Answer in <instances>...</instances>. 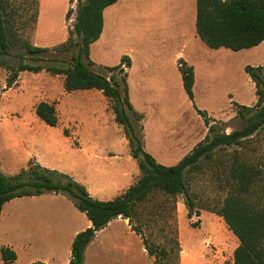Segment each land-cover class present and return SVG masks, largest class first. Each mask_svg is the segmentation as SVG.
Segmentation results:
<instances>
[{"label":"rangeland","instance_id":"rangeland-1","mask_svg":"<svg viewBox=\"0 0 264 264\" xmlns=\"http://www.w3.org/2000/svg\"><path fill=\"white\" fill-rule=\"evenodd\" d=\"M49 2L44 0V7ZM168 2H171L172 6ZM121 6L123 7L118 9L120 13H116L119 20L118 36L108 41L103 39L93 45L90 57L98 64L95 69L108 76H111V73L105 68L118 66L123 57L128 56L134 62L130 73L128 66L124 67L129 73L130 98L134 101L135 109L145 117L144 144L157 162L163 165L177 163V160L168 161L161 157L169 133H177L180 136L182 133L186 134L187 130L190 136L198 141L207 135V129L184 90L182 78L177 77L178 73L174 65L177 52L183 46V42L177 39V34L184 20L189 37V45L184 54L196 63L197 68L196 106L208 111L213 119L227 124V133L242 129L243 122L237 117L236 105L240 103L247 106L256 97L255 85L246 72L245 65L264 66V46L259 51L213 50L199 37L192 39L196 32V6L190 2L185 6V11L183 6V13L178 10L180 6L176 5L175 0H168L166 4L159 0L148 4L143 0H123ZM59 11L60 9L54 14L47 15L44 20L53 30L50 39L43 27L37 25L34 30L24 26L22 23L24 17L20 16L15 27L19 46L28 41L37 47L53 48L66 42L69 38V30L74 26L75 14L70 20L66 18L65 29L59 30L62 26L58 20ZM111 12L107 13L108 18L113 14ZM12 53V56L6 59L13 69H17L21 62L17 54L22 55L24 62L29 65L62 68L71 65V53L50 52L32 56L20 47L13 48ZM13 74L14 72L9 69L0 68L2 173L8 177L16 175L22 169L28 168L30 161L36 162L37 156L40 159L45 157L67 163L72 152L77 150L79 142H84L93 132L89 120L90 111L84 105L85 100L78 96L70 99L68 95L63 94V76L47 71L22 72L10 87L9 82ZM121 77L122 75H119V79ZM171 82L173 85L169 90ZM230 92L235 94L237 101V103L233 102L231 107L228 102L231 97ZM75 101L79 104L73 108L71 103ZM41 102L55 105L59 117L57 127L48 126L38 117L36 110ZM105 108L108 115L114 114L109 100L108 107ZM102 130L110 134L119 144L123 138L127 139L124 127L116 122V116L114 120L105 122ZM253 144L257 150L250 154L251 159L264 160V136H259ZM232 150L218 153L211 163L204 164L202 171L190 177L189 189L195 197V209H202L200 217L194 216L193 219H188L186 195H179L177 198V218L182 246L181 264H189L186 261L187 252H191L196 258V264H233L234 250L239 240L230 232L223 218L207 211L220 207L228 195L230 187L225 180L227 174L219 160L222 159L228 165ZM31 153L37 156L29 158ZM15 207V211L21 214L19 203L14 205ZM39 209L40 217H48L46 202L41 204ZM71 220L69 216L61 218V222H67L68 230L73 223ZM194 224L197 226L194 227ZM13 229V227L9 229L5 223L0 224V264H6L2 259L1 249L8 246L10 239L14 238L13 234L16 231ZM115 230L123 237V244L129 248L128 251L115 252L112 242L108 244L109 247L104 248L92 244L86 252L84 264H153V259L147 255L141 239L132 232L128 223H120ZM165 234H160L157 241L163 243ZM64 237L65 235L62 234V241ZM65 249L52 247L51 251L61 253L67 251ZM21 250L24 249H19ZM25 251L27 253L20 252L17 260L9 264L42 262L40 261L42 256L47 257L46 260L62 257L70 259L69 250L68 253L48 257L46 252L49 249L43 247V244ZM53 264H63V262L55 261Z\"/></svg>","mask_w":264,"mask_h":264},{"label":"trees","instance_id":"trees-1","mask_svg":"<svg viewBox=\"0 0 264 264\" xmlns=\"http://www.w3.org/2000/svg\"><path fill=\"white\" fill-rule=\"evenodd\" d=\"M118 1L70 0L71 4L77 3V8H71L66 16L70 20L75 14L68 40L53 48H41L28 41L19 46L15 31L20 16L24 17V26L36 30L40 0H0V68L14 72L10 87L19 73L47 71L65 77L64 88L68 93L101 91L112 104L116 122L124 127L131 156L140 169L138 181L125 193L111 201H100L91 197L86 187L69 175L43 168L37 162L30 161L28 168L9 177L2 173L0 164V218L5 205L16 198L48 193L63 195L92 222V227L75 238L69 264H84L86 251L98 232L119 218L129 221L153 264H181L177 198L186 195L188 219L200 217L202 209H195V197L189 189L190 177L202 171L204 164L211 163L218 153L233 149L228 165L219 160L227 174L228 195L220 207L207 211L223 218L239 240L233 264H264V160L255 161L250 156L257 150L253 143L259 136H264V67L245 68L255 84L258 101L252 107L236 105L243 128L227 133V124L213 119L207 111L196 106L194 67L180 60L185 92L204 120L208 134L177 165L160 164L145 149L142 124L145 117L134 109L130 100L128 73L124 67L130 68L132 60L125 56L118 66L105 68L111 73L108 76L94 69L95 63L90 57L92 45L103 33L104 11ZM196 28L198 37L213 50L225 48L239 52L257 47L264 42V0H197ZM17 47L32 56L71 53V65L65 68L29 65L17 54L21 62L13 69L6 58L11 57L12 49ZM119 75H122L120 79ZM36 112L48 126H58L54 104L41 102ZM160 234H165L163 243L157 241ZM1 254L6 264L17 260V254L11 248H2Z\"/></svg>","mask_w":264,"mask_h":264},{"label":"crops","instance_id":"crops-1","mask_svg":"<svg viewBox=\"0 0 264 264\" xmlns=\"http://www.w3.org/2000/svg\"><path fill=\"white\" fill-rule=\"evenodd\" d=\"M49 1H50L49 4L46 7H44V0H40V16L38 20V26L43 27L48 32V39H50L53 30H51L50 27H48L47 24H45L44 22V20L47 18V15L54 14L57 12L58 9H60L59 11L60 16H58V20L61 22L62 26L59 30H63L65 29L66 16L68 11L71 8H73L74 10L76 9V2L74 4H71L70 0H49ZM122 1L123 0L118 1V3L108 7L104 11L103 33L100 39L93 45L100 43L103 39L108 41L111 38L118 36L119 20L117 14L120 13L118 9L120 7H123L121 6ZM153 1L155 0H143V2L147 4ZM167 1L168 0H159V2H162L163 4H166ZM175 2L177 6H180L178 10H180V12L182 13H183V6L185 11V6H187L189 2L195 4L196 6L195 27H196L197 0H175ZM168 3L169 5L172 6L171 2ZM164 7L166 6L164 5ZM161 10H163V8ZM109 11L110 12L112 11L111 13L113 14H111L108 18L107 13ZM195 29H196L195 35L194 37H192V39L194 38V40L197 39L198 37L197 28ZM186 30L187 27L185 26V20H184L183 22H181V29L180 31H178L177 34L178 35L177 39L183 42V46L180 48L179 52H177V55L174 59V65L176 66V71L178 73L177 77L180 76L181 78H182V74L180 72V68L178 64L180 60L186 62L188 66L194 67L195 75L197 76L196 63L192 61L190 57L184 54L185 49L189 45L188 42L189 37L187 35ZM177 45L181 46V44H177ZM263 46H264V42L257 47L251 49H245V50L259 51V49H261ZM133 64L134 62L132 61V66ZM97 65L98 64L95 63L94 69L95 67H97ZM132 66L129 68L128 71L129 73ZM245 67H247V65H245ZM257 67H264V66L260 65ZM129 73H128L127 81L129 79ZM182 82H183V78H182ZM64 83H65V77L62 83L63 94L68 95L70 99L78 96L85 100L84 105L86 109L90 111L89 120L91 121L93 132L85 138L84 142L83 141L79 142L80 144L77 146V150L72 152V156L69 158L67 163L49 160L45 157L43 159H40L37 155L36 156L38 158L34 156L32 153L30 154L29 158L36 157V162L39 163L43 168L55 170L60 173L69 175L74 181L86 187L90 196L96 200H100V201L114 200L117 197L121 196L123 193H125L131 186H133L138 181L140 177V169L138 166V162L135 159H133L131 156L129 141L127 139L123 138L121 144H119L118 141L114 140V138H112L110 134H107L104 132V130H102L105 122H110L111 120L115 119L114 114L108 115L106 113L105 107H108V99L103 95V93L97 90L75 91L72 93H68L65 91ZM172 85L173 82L169 83V90L172 88ZM196 85L197 82H195L194 94H195ZM255 92H256V87H255ZM230 94L231 97H229L228 102L231 107L233 105V102L237 103V101L235 98V94L233 92H230ZM129 96H130V88H129ZM257 101L258 99L256 96L247 105V107H252L256 105ZM131 103L133 104L134 101L131 100ZM157 103L158 101L155 102V104ZM78 104L79 103L75 101L71 103V106H73L74 108V106H77ZM238 104L242 105L240 103ZM242 106H246V105H242ZM133 107L135 109L134 104ZM200 118L202 119V117ZM202 121L204 123L203 119ZM142 124L144 126V121L142 122ZM203 125L207 129L205 123ZM207 134H208V129H207ZM181 135L184 136L181 137ZM181 135L179 136L177 135V133L174 134L169 133L167 135L166 145L162 149L164 153L161 155V157L167 159L168 161L177 160L176 161L177 163L175 165H177L201 141L205 139L202 138L201 140L199 139L200 141H198L192 138V136H190V133L187 130H186V134L182 133ZM144 139H145V135H144ZM82 143H84V145ZM146 151L149 152L147 149ZM150 154L154 157L152 152H150ZM166 166H174V165L173 164L170 165L166 163ZM44 202L47 203V210H48V214L46 213L48 217L45 218L40 217L39 214L40 211L39 206ZM18 203L19 206H21L20 208L21 214H18L15 211L16 207L14 208V205ZM63 214L66 216H63ZM68 216L71 217L72 218L71 221H73V223L71 224V229L69 230L67 228V222L66 221H63L65 223L61 222L62 217L68 218ZM122 222L128 223L129 225V221L124 220L122 218L112 221L105 229L98 232V234L96 235L95 239L90 244V246L92 244H98L100 248H104L106 246L109 247L108 244L112 242L114 244L112 245V247L116 249L115 252L118 253L119 251L122 252L128 251L129 248H126L123 244V237H121L115 230V227H117ZM1 223H5L9 229L10 227H13L14 228L13 231H16L13 234L14 238L10 239L9 245L5 247L11 248L13 251L16 252L17 256L20 255V252L27 253L25 250H31L32 248L34 249L39 245L43 244V247H48L49 249V251L46 252L48 257L59 256L60 254L62 255L68 253L69 250L68 257L70 256V259H71L72 245L77 235L87 230L88 228L92 227V222L87 218L85 214L81 213L75 207L74 203L69 198L63 195H56L54 193H48L34 197L16 198L8 202L5 205L4 210L2 212V216L0 218V224ZM62 234L65 235L63 241L61 238ZM51 246L58 247L59 249L60 247L66 248L65 250L67 251H64L65 253L64 252L60 253L59 251L54 252L51 251L52 250ZM238 246H239V241L238 243L236 242L235 249ZM19 249H24V250L19 251ZM46 258L47 257L42 256V258H40V261L46 264H53L55 261H57L58 263L63 262V264L70 263L69 258L68 259H63V257L56 259L50 258L47 260Z\"/></svg>","mask_w":264,"mask_h":264},{"label":"bare ground","instance_id":"bare-ground-1","mask_svg":"<svg viewBox=\"0 0 264 264\" xmlns=\"http://www.w3.org/2000/svg\"><path fill=\"white\" fill-rule=\"evenodd\" d=\"M193 253H194V251H193ZM187 254H188V256H187L188 259L187 260L189 261L188 262L189 264L195 263L197 261L196 258H194V256L192 255L191 252H187Z\"/></svg>","mask_w":264,"mask_h":264}]
</instances>
